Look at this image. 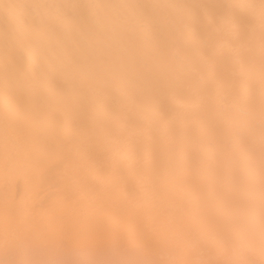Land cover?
Segmentation results:
<instances>
[{
  "label": "bare ground",
  "instance_id": "bare-ground-1",
  "mask_svg": "<svg viewBox=\"0 0 264 264\" xmlns=\"http://www.w3.org/2000/svg\"><path fill=\"white\" fill-rule=\"evenodd\" d=\"M0 264H264V0H0Z\"/></svg>",
  "mask_w": 264,
  "mask_h": 264
}]
</instances>
